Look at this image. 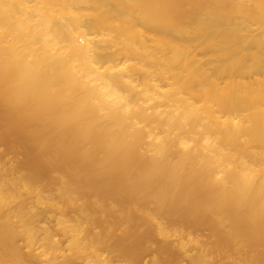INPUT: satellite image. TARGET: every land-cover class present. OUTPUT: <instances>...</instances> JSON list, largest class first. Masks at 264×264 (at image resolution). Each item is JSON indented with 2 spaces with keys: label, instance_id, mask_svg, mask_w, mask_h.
I'll use <instances>...</instances> for the list:
<instances>
[{
  "label": "bare ground",
  "instance_id": "bare-ground-1",
  "mask_svg": "<svg viewBox=\"0 0 264 264\" xmlns=\"http://www.w3.org/2000/svg\"><path fill=\"white\" fill-rule=\"evenodd\" d=\"M0 264H264V0H0Z\"/></svg>",
  "mask_w": 264,
  "mask_h": 264
},
{
  "label": "rangeland",
  "instance_id": "rangeland-1",
  "mask_svg": "<svg viewBox=\"0 0 264 264\" xmlns=\"http://www.w3.org/2000/svg\"><path fill=\"white\" fill-rule=\"evenodd\" d=\"M145 258H146V256H145Z\"/></svg>",
  "mask_w": 264,
  "mask_h": 264
}]
</instances>
